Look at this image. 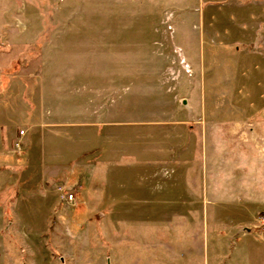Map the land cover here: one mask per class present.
Returning <instances> with one entry per match:
<instances>
[{
	"label": "rangeland",
	"instance_id": "rangeland-1",
	"mask_svg": "<svg viewBox=\"0 0 264 264\" xmlns=\"http://www.w3.org/2000/svg\"><path fill=\"white\" fill-rule=\"evenodd\" d=\"M225 143L264 171V0H0V264H205L225 202L141 178Z\"/></svg>",
	"mask_w": 264,
	"mask_h": 264
},
{
	"label": "crops",
	"instance_id": "crops-1",
	"mask_svg": "<svg viewBox=\"0 0 264 264\" xmlns=\"http://www.w3.org/2000/svg\"><path fill=\"white\" fill-rule=\"evenodd\" d=\"M241 132L243 131L241 130ZM249 133L251 137L255 134L253 130H249ZM203 150H206V154L211 155V163H207L206 167L203 166L202 175L196 172V174L191 173L187 177V174L179 173L180 179L183 178L179 179V182L167 185L166 180L162 182V177L148 172L141 178V191L154 195L160 191L161 196L172 195L174 192L179 196H189L190 201L225 202V210H215L211 216L212 218H225V222L222 223V226H216L221 227L222 232H212V239L209 234L207 236L208 241L211 239L212 246L208 241L205 243V264H264V238L253 229L257 217L262 214L257 213L259 211L255 213L256 207L259 209L261 202L264 201L261 149L251 145H228L225 143V146L222 147H204ZM216 160H222L221 168L214 162ZM148 165L149 168H154V166L151 167L152 163ZM176 166L178 169L181 168L179 164ZM195 169L197 170V167ZM158 174L160 175V172ZM188 178L190 181L187 180ZM179 196L170 200H181L182 197ZM160 197H157L156 200L160 201L162 199ZM150 200L148 198L143 203L150 202ZM182 200L188 201L187 198ZM151 215H155V213ZM179 215L188 217L197 216V213L190 211ZM151 247L155 248L152 244L146 251V246L143 245L141 256L143 264H149L153 256L155 257L149 251ZM157 249L160 247L158 246ZM134 264L137 263L134 262ZM192 264H196L195 261Z\"/></svg>",
	"mask_w": 264,
	"mask_h": 264
},
{
	"label": "built area",
	"instance_id": "built-area-1",
	"mask_svg": "<svg viewBox=\"0 0 264 264\" xmlns=\"http://www.w3.org/2000/svg\"><path fill=\"white\" fill-rule=\"evenodd\" d=\"M67 199L73 200L74 199V195L73 194H69L68 197H66ZM256 224L254 225L253 229L256 231V233H258L259 235H261L262 238H264V213L260 214L257 219H256Z\"/></svg>",
	"mask_w": 264,
	"mask_h": 264
}]
</instances>
